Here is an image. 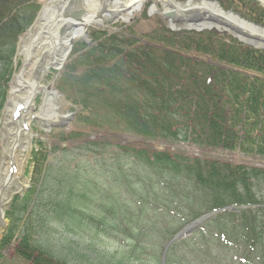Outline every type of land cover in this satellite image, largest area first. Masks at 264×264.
Wrapping results in <instances>:
<instances>
[{"label":"trees","instance_id":"trees-1","mask_svg":"<svg viewBox=\"0 0 264 264\" xmlns=\"http://www.w3.org/2000/svg\"><path fill=\"white\" fill-rule=\"evenodd\" d=\"M41 3L0 0V113L17 70L19 39ZM241 3L252 8L249 1ZM251 13L245 14L247 19L264 25L261 9ZM90 36L96 46L76 49L74 64L70 62L57 83L65 100L76 107L78 127L68 133L61 129L56 138L80 139L83 127L99 137L105 132L125 135L128 145L117 162L105 167L107 172L98 167L78 171L51 211L39 197L28 213L29 206L14 204L6 213L10 223L1 238L0 264L11 262L3 252L7 248L22 264H69L45 244L49 225L55 221L61 226L59 218L66 225L74 221V234H88L91 240L99 237L95 228L114 238L121 235L116 247L106 251L109 264H161L166 242L215 205L245 207L219 212L172 243L165 264H264V49L215 30L172 32L160 23L150 34H137L128 26L119 32L93 29ZM188 105L206 117L205 127L191 136L193 145L256 163L173 159L167 150L131 144L136 138L173 143L177 113ZM84 145L81 149L94 150L91 141ZM47 154L42 147L32 153L33 175L37 182L41 179L39 193L49 171ZM60 172L68 178L65 169ZM80 172L85 173L81 189L75 186ZM96 176L111 177L113 185L98 183Z\"/></svg>","mask_w":264,"mask_h":264},{"label":"rangeland","instance_id":"rangeland-1","mask_svg":"<svg viewBox=\"0 0 264 264\" xmlns=\"http://www.w3.org/2000/svg\"><path fill=\"white\" fill-rule=\"evenodd\" d=\"M179 2L181 5H185L188 0H175ZM191 3H200L203 1H211L216 2V5L222 7L226 12H231L237 14V16L243 20L246 19V15H249L250 10H252L251 14L256 12V9H261L264 12V5L260 0H244L248 2L252 8H245L241 4V0H189ZM49 3V0H42L40 12L33 23V25L29 28L27 32H25L18 43V48L15 57V64L17 65V70L13 75L12 81L16 78V76L21 72L25 67V77L26 79H30V75L28 72L33 71V68L36 62L37 54L34 53L31 62L25 66V56L22 53V48L24 45L28 43L30 38L36 32L37 25L39 23V17L43 11V8ZM157 12L150 14V2H146L142 10L134 12L129 20H123L128 12H123L120 17H117L114 20L105 21L102 25H94L87 26L86 34L84 37L75 38L70 47V51L63 62L62 66L57 70H49L46 71L41 77L42 86H54L55 92V101L59 104L57 108V112L59 115V122H55L53 124H61V126H45L43 123L36 117H33L36 111L40 110V106L43 101V91L40 90L33 100V107L30 106L27 113H23L21 115L15 116L13 110L9 108L10 104V95L7 99L6 105L3 107L0 115V167L1 164L8 158L9 152L15 143L14 133L16 132L17 126L21 129V135H19V146H18V154L22 155L25 158V162L23 163L22 171L16 175L14 181L10 185L8 189H5V196L3 198L8 199L5 203H3V211L4 215L8 211H10L11 207L14 204H23L25 207L29 206L27 213L33 206L39 202L37 197L40 198V201L46 205L49 211L53 208V202L59 198L61 190L64 188L66 182H73L74 184V175L78 174V171H82L84 168L98 167L101 171H106L105 167H108L113 162H117L118 153H123V146L128 145V138L125 135H113L112 136L105 132L102 137L96 136L93 132H90L88 129H84L80 127L84 134H82L80 139L77 140H63L60 141L56 138V135L61 132V129L68 132H72L77 125H74V114L76 112V107L71 106L69 102L65 99V94H61L57 89L58 78L62 72L66 70L70 65V62L74 64V51L76 49H80L81 46H96L94 44L92 37L89 35V31L93 29H106L109 32H119L122 29H126L128 26H133V29L136 30L137 34L144 33L150 34L152 30H154L157 24H162V27L172 31L178 32L182 30H187L184 27L183 23H177L174 26L171 25V18H165L163 16L164 8L160 3L157 4ZM111 5H108L110 8ZM256 8V9H255ZM167 10V9H166ZM249 10V11H248ZM260 12L255 13V16H258ZM123 16V17H122ZM187 18L195 19V15L187 14ZM247 21V20H246ZM118 29V30H116ZM182 29V30H181ZM195 29V28H193ZM227 33H230L228 31ZM53 72L56 75L54 80H50ZM47 74V75H46ZM48 75L50 77H48ZM49 78V80H47ZM70 91H67L69 93ZM21 95L17 94L14 96L13 100H20ZM74 109V111L72 110ZM178 124L175 127L176 138L173 143L168 145L159 144L155 142H147L142 141L141 139L131 140V144L134 146H144L147 148H153L156 150H167L175 156H188L193 158H204L211 159L215 158L217 160H227L230 158L232 161H240L242 163H256L251 160V158H245L242 155L238 157H231L226 155L225 152L220 150H212V149H202L198 148L191 142V136L195 135L205 127L206 117L203 114H198V108L192 107L190 105L182 108L179 113H177ZM27 118H31L30 121H26ZM17 125V126H16ZM59 127V128H58ZM55 133V134H54ZM54 134V135H53ZM91 141L93 143L94 150L85 151L81 148L85 147V142ZM100 145V146H97ZM46 148L48 151L46 161L44 164L49 167L48 175L46 179L44 178V183H42V193H39L41 183V179L39 182L35 180L33 175L34 163H30L31 154L34 149L38 151L40 148ZM54 148L59 149L58 151H54ZM81 149V151H80ZM104 149V150H103ZM62 150L66 151L63 152ZM103 150V152L101 151ZM100 152V153H99ZM65 169L68 174V178L64 179L61 176V169ZM1 178V177H0ZM85 178V173L80 172V178L76 180L75 186L80 187L81 182H83ZM39 179V178H38ZM83 179V180H82ZM96 181L98 183H108L109 185H113L111 181V177L96 176ZM1 183V182H0ZM72 184V185H73ZM74 186V185H73ZM35 192L31 195L28 193ZM105 190V188H104ZM17 199V200H16ZM4 223L0 226V239L4 232V227L8 226V219L3 217ZM61 226L57 224L55 221L49 225L48 228V239L45 242L54 252L59 254V256L65 257L68 260L69 264H109L107 261V250H113L116 247V244L120 242L121 235L116 238L112 237L108 233H104L103 230H96L94 232L97 233L99 237L95 238V240L88 239L89 235L74 234V221L68 225L66 219L59 218ZM22 224V222L20 223ZM69 228H73V232L69 231ZM122 229V227H120ZM45 235V234H44ZM82 237V238H81ZM106 237V238H105ZM123 237V236H122ZM7 259L11 260L9 264H22V262L16 257L13 258V252L10 249L3 250ZM1 264L5 263L3 260ZM27 264V263H26ZM113 264V263H111Z\"/></svg>","mask_w":264,"mask_h":264},{"label":"bare ground","instance_id":"bare-ground-1","mask_svg":"<svg viewBox=\"0 0 264 264\" xmlns=\"http://www.w3.org/2000/svg\"><path fill=\"white\" fill-rule=\"evenodd\" d=\"M260 1L264 5V0ZM146 2H150V14L157 11L158 3L164 8L163 11L172 12L173 16L170 23L174 27L177 23H183L185 28L192 29L209 27L212 22L208 21V17H211L215 21L221 22L224 29L226 28L227 31L239 38L251 41L257 46H264L263 28L248 23L231 12H225L209 1L194 4L191 3L192 1H187L185 5H181L175 0H49L38 18L39 23L36 32L22 48L26 60L25 66L31 62L34 53L37 54L32 73H27L31 77L26 79L25 67L11 82L8 91V97L10 95L9 108L13 110L14 115L27 113L30 106L33 107V100L38 92L42 90L44 92L43 101L40 110L36 111V115L33 117L38 118L45 126L59 122L57 112L59 104L55 101V92L52 88L42 86V75L46 71L49 74V70H57L62 66L70 51L71 43L75 38L84 37L87 26L104 24L105 21L120 17L123 12H128V15L122 16L124 20H128L134 12L142 10ZM108 5H111L110 8ZM69 7L72 9L74 7V11H84L82 19L77 25L75 21L68 20L62 15L64 10ZM187 14L195 15V19L187 18ZM17 94L21 95V99L13 100ZM30 119L27 118L26 121L28 122ZM20 132L21 129L17 126L14 133L15 143L8 158L0 167V226L4 223L2 205L8 200L3 198L5 196L4 191L10 187L16 175L22 171L25 162V158L18 154Z\"/></svg>","mask_w":264,"mask_h":264},{"label":"water","instance_id":"water-1","mask_svg":"<svg viewBox=\"0 0 264 264\" xmlns=\"http://www.w3.org/2000/svg\"><path fill=\"white\" fill-rule=\"evenodd\" d=\"M62 15H63V17L68 18V20H72V21L75 20V21L80 22L81 19H82L83 12H82V11L74 12V8L72 9V8L69 7L68 9H65V10H64V12H63ZM164 16H165L166 18H169V17H172L173 15H172V12H165V13H164ZM69 18H71V19H69ZM208 21H211V22H212V25H211L210 27H208V28H210V29H211V28H214V27H216V26H218V25H219V27H217V28H221V27H222V26H221V22H217V21H215L214 19H208ZM75 24L77 25V23H75ZM263 29H264V28H263ZM61 32H62V30H61ZM224 32H225V31H224ZM233 35H234L235 37H237V39H239L240 41H242V42H244V43L250 44V45H252V46H254V47H258V48H264V46H257V45H255V44L251 43V41H247V40H245V39H241V38H239L238 36H236L235 34H233ZM57 125L61 126L60 123H59V124H52L51 126H57ZM215 206H216L217 210L212 211V212H208V213H204V214H202L200 217H198V218L192 220L191 222L185 224V225L182 227V229H181L180 231H178V232L172 237V239L167 243V245L165 246L164 252H165V250L168 248V246L171 244V242H174V241L180 239L181 237H184V236H186V235L192 233V232L195 231L199 226H201V225L204 224L206 221H208L210 218H212L213 216H215V214H216L219 210L228 209V210H230V211H233V210L236 209V207H233V206H226V207H221V208H220L219 206H217V205H215ZM162 264H164V263H162Z\"/></svg>","mask_w":264,"mask_h":264}]
</instances>
